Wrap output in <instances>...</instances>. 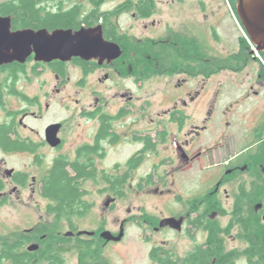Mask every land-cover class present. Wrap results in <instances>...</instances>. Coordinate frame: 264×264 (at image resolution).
I'll list each match as a JSON object with an SVG mask.
<instances>
[{"label":"rangeland","instance_id":"1","mask_svg":"<svg viewBox=\"0 0 264 264\" xmlns=\"http://www.w3.org/2000/svg\"><path fill=\"white\" fill-rule=\"evenodd\" d=\"M120 1L116 0L117 3ZM156 2L155 13L147 21H140L131 13L124 14L118 19V25L123 32H127L140 41L139 47L142 49V46L147 44L143 41L151 38L161 42L154 46V50L168 51L169 45L163 41L166 40L165 36L167 38L171 36L168 32H173L177 36L185 34L196 38L200 51L217 66L230 65L227 59L237 56L240 41L245 46L246 56L249 60L244 68L233 61L232 67L224 68L211 76L210 79L187 80L186 86L189 85L191 89L201 91L200 97L195 99V103H190L184 110L191 115V120L188 122L201 126L211 108V121L209 120L207 130L201 132L199 142L202 143L201 148L203 150L206 149L207 145L218 147L216 151L212 152L214 153L212 158H203L199 163H194L191 167L184 168L183 171H175L166 176V186H164L163 181L162 186L159 184L155 186L159 188V191H163L162 194L160 192L150 193L151 191L147 192L146 190L137 192L133 191L134 189H129L123 198L116 200L109 194L99 193L104 187L103 183L97 184L93 181L83 183V188L89 192L88 200L93 202L94 207L86 217L72 220L78 231L94 232L103 221L104 231L110 232L114 237L119 235L120 228L123 232L119 242L109 241L104 246L103 257L108 264H157L149 257L154 246L165 247L167 255L182 258L193 249L195 242L197 244L205 242L208 233L202 229H192L194 240H191L186 232L189 229L188 225H182L181 231L169 227L154 231L153 227L157 228L159 221L164 219L179 220L186 214H191V217H194L192 214L205 213L207 212L206 207L210 204L209 201L213 200L218 202L225 213L224 216H219L216 211H212L211 214L208 213V216L211 217L212 213L216 212L213 219L217 227L226 228L231 219L232 198L235 196L236 187L240 183L248 188L249 196L257 201L256 204L261 203L262 207L257 209V214H259L257 218L259 225L264 229V161L250 162L251 160H249L245 162V157H243L238 164L241 171L238 170L225 176L223 173V169L226 170L225 162L233 156L239 155L248 146L254 150L255 143L259 141L255 138L260 137V140L264 138V89L256 83L257 74L264 73L262 53L251 55L250 51H254L255 47L245 35L229 0H156ZM110 5L114 6L115 3H110ZM212 30L216 32L218 39L214 38ZM168 56H172L171 51H168ZM76 75V73L72 74L74 77L72 84L77 79ZM42 77L38 81L43 80L47 85L51 84L45 89V91L50 92L53 82L48 69L45 70ZM180 77L185 76L181 75ZM185 78L188 79V77ZM174 80L175 78L172 81L174 82ZM26 84L28 83L22 85L27 86ZM89 84L88 88L76 94L72 93V86L70 85V88L66 89V93L72 97L68 98L67 102L52 104L50 101L46 119L42 123L33 121L29 123L36 130H40L49 122H68L66 125L70 126L74 132L72 136L66 138L60 154L70 159L74 158L73 151L81 144L92 143L95 124L93 122L86 124L79 115L82 109H87L93 104L89 88L95 85L94 77L89 81ZM166 85V80L159 81L158 78L149 81L145 85V93L138 95L140 98L137 108L144 106L145 100H151V96L155 106H158L157 102L161 98V90L167 88ZM25 91L28 95L38 93L34 83L28 85ZM252 91H259L258 97L253 96ZM111 93L109 92V95L106 96H111ZM106 96L104 97L105 100L107 99ZM53 97L52 94L51 98ZM75 100H79V104H76ZM164 103L160 104L159 107L162 108ZM64 106H68L70 109L66 112ZM117 106L118 103L114 100L109 106L111 112ZM139 125L146 126L145 122H141ZM170 132L174 133L175 131L171 129ZM33 137L38 139L36 135ZM253 139L254 142H251ZM141 147L142 143L130 142L127 147L109 149L107 150L105 165L101 163L98 165L108 169L114 162H122L121 164H123ZM163 150L165 147L160 151ZM41 152L46 161L44 162L46 164L44 169H46L55 154L49 147L43 148ZM130 152L131 154H129ZM0 157H3L2 154ZM154 159H157L155 154H148L144 163L135 171V178L139 179L146 171H150L154 165ZM7 160L10 167L25 170L31 177L40 178L42 175L39 169L32 166V161L28 156H10ZM246 166L248 168L243 169ZM166 167L171 170L174 169L172 166ZM254 175L260 177L262 181L253 179ZM220 176H223L224 179L219 186V199L215 195L206 196V192L213 185L212 188L215 187V181ZM156 181L157 179H155V183H157ZM7 197V204L0 206V239L14 240L18 232L39 224L53 227L60 233L69 231L64 221L55 226L53 217L45 212L47 201L41 198L36 186L35 193H32L31 188V190L27 189L24 193L19 194L18 198L15 194H7ZM203 200L206 201L203 202ZM189 201L192 202V205L195 203L197 207L192 206ZM111 205L113 208H110ZM145 218L149 223L143 220ZM236 232L238 230L232 231L229 235H224V246L227 250L245 247L244 242L236 239ZM58 250L65 259L64 264H78V249L75 245L69 244ZM236 263L247 264L244 259H239ZM3 264L11 263L4 262ZM36 264L44 263L38 262Z\"/></svg>","mask_w":264,"mask_h":264},{"label":"flooded vegetation","instance_id":"2","mask_svg":"<svg viewBox=\"0 0 264 264\" xmlns=\"http://www.w3.org/2000/svg\"><path fill=\"white\" fill-rule=\"evenodd\" d=\"M7 1L9 0H0V3ZM58 1L61 2L62 8L64 9H68L75 4L83 5L85 10H90L92 8V6L88 3V0ZM128 1H132L134 3L137 2V0H124L120 1L119 3H117L116 0L105 1L100 7V13H108L112 12L113 10L115 11V9L117 10L119 6L124 5ZM110 3H115V5L111 6ZM107 4H109V6H107ZM156 8L157 2L155 0V10ZM129 13H131L133 17L143 22L149 20L154 15L153 13V15H151L149 18H142L137 16V11L125 10L122 12L120 11V13L113 16L112 22L115 27L104 26L103 20H100L97 25L89 27H100L103 39L109 43H115L119 46V49L121 50V56L116 60H113L109 63L104 61L102 64H99L97 60L83 61L78 58H73L83 61L87 64L88 62L92 61L95 64V68H92V71L87 72H85L84 67L75 64L73 59H71L69 62L56 61L58 63L54 64L57 66V72H55L48 66L55 61L49 64H44L35 62L33 57H30L28 59L29 62H26L24 66V71L27 72L26 74H13L12 72L10 73V70L0 74V134H2L0 135V142H11L16 147L30 144L32 149H34L33 152L20 150L18 148L5 149L0 144V154L3 156L0 157V206L7 204V194H15L18 198V195L24 193V191L27 189L31 190L32 188V193H35V186L37 187V192L40 194L41 181L44 175L48 173L53 160L56 157L62 155L60 153L64 148L66 138L72 136L74 132L70 126L66 125L68 122H49L45 124L40 130H36L29 123L32 121L42 123L43 120L46 119L50 101L52 104L55 102H63L64 104L68 101V98L72 97L68 96L66 89L70 88L69 86L74 81V77L72 76L73 73L77 74V79H75L76 81L71 85V91L73 94L79 93L82 90L88 88L90 85L89 81L94 77L95 85L90 86L89 88L93 98V104L87 109H82L79 112V115L86 124L90 122L95 124V130L91 140L92 143L95 142V136L99 134L101 130L99 118L102 117V115L106 116L103 117V119L108 126V132L107 135L103 136L99 141L102 149V157L97 158L96 167L99 173H104L108 177L118 179L126 178V182L121 185V188L125 191V193H127L129 189H134L133 191L137 192L146 190L147 192L151 191L150 193L160 192V194H162L163 191H159V188L155 186L157 184L162 186L166 176L174 173L175 171H183L184 168L186 169L191 167L194 163H199V161H201L203 158H212L214 154L212 152L216 151L218 147L207 145L206 149L203 150L201 148L202 143L199 142L201 132L207 130L209 120L211 121V108L207 112V115L204 118V121L202 122L203 124L201 126L190 124L188 121L191 120V115L190 113H186L184 111L186 106H188L190 103H195V99L197 100V97L199 98L201 94V91L197 89H191L189 85L186 86L187 80L196 81L199 78L206 80L210 79V77L203 78L200 75L189 76L185 73L173 71L168 68V66L171 65L170 62L172 57L168 56V51H171L172 54H174V49L178 46L177 44L189 42L190 40H195L197 42L196 38L187 36L185 34L183 36H177L174 35L175 33L173 32H168V34L171 36H168L169 38L165 36L166 40L163 41L169 45L168 51L154 50V46L161 42L148 38L143 41L147 43L146 46H143V48L146 47L148 49V56L138 57L136 50L137 44L140 41L129 35L127 32H123L121 27L118 25V19L122 15ZM112 29L116 30L120 36L122 34L128 36L130 44H127L124 48H122L119 43L114 42L112 38L106 36L107 34H111ZM213 36L215 39H218L215 31H213ZM36 64L41 65L37 67V71L42 72L41 74L32 73V68ZM18 65L23 66L24 64ZM47 69L51 73L53 82L49 90L50 92L45 91V89L51 84L47 85L43 80L40 82L38 81L39 79L43 78L42 76ZM154 71H159V73L154 74ZM181 75L188 77V79L185 77H180ZM154 78H158L159 81L166 80V86H168L167 88H163L161 90V98L157 102L158 106H155L151 96V100H145V105L137 108L138 99L140 98L138 95H143L145 93V85ZM174 78L175 80L173 82L172 80ZM256 80V83H258V85L264 89V79H262L259 74H257ZM23 83H28L26 84L27 86L34 83L38 93H35L34 95H28L25 91L27 86H23ZM109 92H112L110 94L111 96H106L109 95ZM52 94L54 95L53 98H51ZM252 95L258 97L259 91H252ZM105 96L107 98L106 100L104 99ZM114 100L118 103V106L111 112V108L109 106L114 102ZM74 102L79 104V100H75ZM163 102H165L163 104L165 107L162 106V108H160L159 106H161L160 104ZM169 104L171 105L167 107ZM68 109H70L68 106H64V110L66 112ZM141 122H145L146 126L143 127L139 125ZM51 125H59L56 137L59 139L61 144L56 148H52L46 143V129ZM187 125L189 126L188 128L186 127ZM66 127L68 128L66 129ZM171 129H173L175 132H170ZM6 131L8 132L5 134ZM34 135L38 137L37 140L33 137ZM130 142L142 143V147L132 154L123 164H121L122 162H114L110 165V167H108V169L103 166L99 167L98 163L105 165V159L108 155L107 150H114L124 146L127 147ZM251 142H254V139ZM257 142H264V138ZM85 144L87 143H83L79 147ZM151 144H155V146L150 147ZM146 146H148V150H145ZM48 147L55 154V156H53L50 160L48 168L44 169V166L46 165L44 162L46 161L41 150ZM164 147L165 150L160 151ZM248 148L249 146L246 147L239 155L237 154V156L235 155L225 162L224 167L226 170L223 169L224 176L226 174L231 175L238 170L241 171V168L238 164H240V161L243 159L244 153L248 150ZM76 149L73 151L74 158H69V160L72 161L75 159ZM131 152L129 154H131ZM148 154H155L158 160L154 159L155 161H153L154 165L152 169L149 167L150 171H146L139 179L137 177L135 178V171H137L138 168L144 163ZM18 155L28 156L32 161V166L39 169L40 173L42 174L41 177H31L25 170H17L10 167L8 165L7 158ZM129 162L133 167H128ZM166 166H172L174 169L171 170ZM247 168L248 167L246 166L243 169ZM150 176H152L154 179H157V183H151L149 186L139 191V189H137V184L140 179ZM158 178H164L163 183L162 179L158 181ZM223 179V176L218 177L215 181V187L212 188L214 186L213 185L205 195H215V197L219 199L218 191L219 186L223 183ZM100 182L101 181H99L97 184ZM101 183L104 184V187L102 188L104 191H99V193H105L112 196L111 192L108 190L110 188V184L104 181ZM134 183L135 186L133 187ZM242 184L243 183H240L239 186L236 187V194L232 198V206ZM176 198L178 199V197ZM189 202L191 203V201ZM258 205L260 206L258 209H260L262 205ZM258 205L254 207L255 210H257ZM192 206L195 207V204ZM219 208L223 210L220 206ZM217 213L219 216H224L220 215L219 212ZM192 215H194V217H191V214H186L185 217H182V225L189 226L188 223L199 214ZM143 220L146 221L147 218ZM146 223L149 222L146 221ZM157 228L153 227L154 231L158 230Z\"/></svg>","mask_w":264,"mask_h":264},{"label":"trees","instance_id":"3","mask_svg":"<svg viewBox=\"0 0 264 264\" xmlns=\"http://www.w3.org/2000/svg\"><path fill=\"white\" fill-rule=\"evenodd\" d=\"M105 1L108 0H88L92 8L85 10L81 4H75L68 9H64L58 0H9L0 3V16L10 17L12 30L46 29L52 32L57 29H72L75 31L81 28H89L97 25L100 20H103L104 26L115 27L112 19L120 11H137L138 17L149 18L155 10V0H137L136 3L128 1L124 5L119 6L117 10L115 9V11L100 13V7ZM229 1L236 14V0ZM106 36L119 43L122 48L130 44L128 36L123 34L120 36L114 29L111 30V34ZM139 43L136 50L137 56L147 57L149 54L148 49L146 47L142 49L139 47ZM177 45L171 57V65L168 68L189 76L200 75L203 78H209L224 68L226 69V67H232L231 63L233 61L244 68L249 60L242 41L238 45L240 49L237 56L227 59L230 65L224 64L221 67L206 58L195 40ZM261 53L264 59V52ZM73 62L84 67L85 72L92 71V68H95V64L92 61L87 64L78 59H73ZM55 63L58 62L55 61L48 66L57 72ZM24 66L25 64L19 66L17 63L2 66L0 67V74L8 70L13 74H26ZM38 66L41 65L36 64L32 68L33 74L42 73L37 71ZM158 73L159 71H154V74ZM259 75L264 79L263 72H260ZM103 117L106 116L102 115L99 118L101 130L95 136V142L77 148L75 159L72 161L64 155L56 157L48 173L44 175L41 181L40 196L47 201L45 212L53 217L55 226L60 224L61 221L66 222L69 231L60 233L54 230L55 228L53 227L39 224L17 233L14 240L0 239V264L4 262H10L11 264H36L38 262L64 264L65 259L58 249L69 244L75 245L78 249V264H108L103 257V249L108 242L100 237V234L104 232V222L101 221L98 229L92 232L94 233L93 235L87 236L78 235L80 231H78L76 224L72 221L74 218L86 217L94 207L93 202L88 200L89 192L83 188V183L86 181L95 183L104 181L110 184L108 190L118 200L126 195L121 188V185L126 182V178L108 177L104 173H99L96 167L97 158L102 157L99 141L108 132V126ZM255 139L260 140V137ZM0 144L5 149L18 148L28 152L34 151L30 144L20 147H16L11 142H0ZM255 144L254 150L250 147L244 153L245 162L249 160H251L250 162L264 161V142H256ZM154 146L155 144L150 145V147ZM148 149V146H146L145 150ZM128 167H133L130 162ZM255 176H253V179L259 182L262 181L260 177ZM160 179L164 181V178H158V181ZM151 183H155V179L152 176L141 178L137 184V189L141 191V189ZM164 185H167L166 179ZM249 195L248 188L242 184L233 203L230 214L231 219L226 228H218L214 219L208 216V213L211 214L212 211L219 212L220 215H224L225 211L219 208L218 202L207 200L210 202L206 207L207 212L195 216L188 223L189 229L186 231L190 239L194 240L192 229H202L208 233L206 241L201 244L195 242L193 249L182 258H174L171 255H167L165 247L154 246L149 253L150 259L157 264H237L236 262L239 259H244L247 264H264V229L259 225V219L257 218L259 214L254 209V206L258 205L256 204L257 201L250 198ZM205 201L203 200V202ZM195 207H197L196 204ZM110 208H113V205ZM234 230H238L235 233L236 239L246 245L242 249L227 250L224 246V235H229ZM69 233H72V235H67ZM33 246H37V248L29 251L28 248Z\"/></svg>","mask_w":264,"mask_h":264},{"label":"water","instance_id":"4","mask_svg":"<svg viewBox=\"0 0 264 264\" xmlns=\"http://www.w3.org/2000/svg\"><path fill=\"white\" fill-rule=\"evenodd\" d=\"M236 15L245 33L255 47L251 55L264 52V0H236ZM121 50L115 43L103 39L100 27L81 28L79 30L57 29L52 32L46 29L11 30V19L0 17V67L12 63L25 64L30 57L35 62L49 64L53 61L69 62L73 58L83 61L97 60L99 64L118 59ZM59 125L46 129L47 144L58 147L61 142L56 137ZM260 206H257V209ZM216 213L211 215V219ZM183 219L168 218L161 221L158 228L169 227L181 231ZM92 232H79L78 235H93ZM67 235H72L69 233ZM123 236L120 228L118 236L104 231L100 237L106 242H119ZM37 246L29 247L35 250Z\"/></svg>","mask_w":264,"mask_h":264},{"label":"clouds","instance_id":"5","mask_svg":"<svg viewBox=\"0 0 264 264\" xmlns=\"http://www.w3.org/2000/svg\"><path fill=\"white\" fill-rule=\"evenodd\" d=\"M237 19H238V17H237ZM239 20V19H238ZM240 22V21H239ZM241 24V23H240ZM243 30H244V28H243ZM244 32H245V30H244ZM245 35H246V33H245ZM247 36V35H246ZM248 38V37H247ZM249 40V39H248Z\"/></svg>","mask_w":264,"mask_h":264}]
</instances>
